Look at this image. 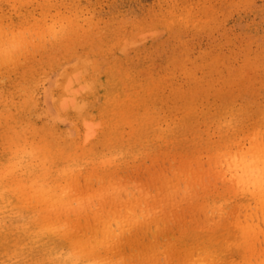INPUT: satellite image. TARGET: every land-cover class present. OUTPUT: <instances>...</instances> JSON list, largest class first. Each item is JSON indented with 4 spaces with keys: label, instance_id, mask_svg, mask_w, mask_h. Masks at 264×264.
<instances>
[{
    "label": "rangeland",
    "instance_id": "rangeland-1",
    "mask_svg": "<svg viewBox=\"0 0 264 264\" xmlns=\"http://www.w3.org/2000/svg\"><path fill=\"white\" fill-rule=\"evenodd\" d=\"M76 53L94 62V68L92 63L90 65V73L97 71V96L92 95L87 85H80L78 77L74 81L77 83L68 87L77 90V96H84L96 104L85 115L52 101V96L56 98L62 94L64 71H69L75 62L71 56ZM110 72L127 75L136 86L145 87L141 102L133 104V108H127L126 102L125 108L119 111L121 119L118 122L122 124L116 126L117 135L109 133L115 126L113 112L110 109L105 113L100 106L114 79L107 77ZM25 90L29 91L34 104L21 109L23 121L31 122L36 128L45 125L64 137L86 143V150L81 155L85 163L75 170L81 168L85 177L79 170L72 179L73 183L78 180L79 184L75 185L78 191L81 190L74 191L81 193L77 198L91 196V208L95 209L98 202L102 199L110 201L116 193L126 197V189L133 192L146 189L149 195H155L157 190L161 192L160 202L150 195L153 199L149 197L150 204L153 202L152 208L157 210L153 213L150 208L152 213L149 212L152 216L160 214V219L154 217L160 220L161 227L158 228L164 230L147 222L142 229H146L144 234H129L130 239L128 234L125 235L127 238L124 236L123 243L126 244L120 245L124 253L122 258L125 254L130 256L132 251L129 249L133 248L129 247L137 244L133 243L137 235L139 240L136 241H142L144 246L140 245L144 248L152 247L156 242L170 244L171 250L175 251H172L173 256L170 251L172 262L170 258L168 261L176 264L174 261L181 259L183 248L191 246L193 235L200 232L201 227L214 225L220 217L230 218V221L226 220L228 224L220 220L233 230L234 226L242 224L239 220L245 223L254 215L253 221L256 217L261 218L255 220L258 229L249 228L252 233L245 234L248 239L244 236L246 239L240 240V246L237 242L224 244L223 259L218 264H264L261 177L253 178L255 174H249L240 165L233 171L222 160L225 153L242 154L237 155L239 161L246 159L242 156L247 157L253 171L264 176V0H0L1 132L5 106L13 100H22ZM126 108L133 110L132 113ZM137 116L145 122L157 118L158 123L151 128L147 123L130 126L128 123L135 122ZM105 157H112L113 162H102ZM60 170L59 176L58 171L55 172L59 183L56 191H60L63 182L64 186L66 184L62 178L64 173L60 180ZM235 171L237 177H234ZM186 175L188 178H184ZM197 176L202 182L197 181ZM69 177L65 178L69 180ZM184 182L192 183L195 189L190 190L191 184L189 191L185 190L183 194ZM101 183L107 184V189L110 185H121L122 190L114 192L112 189L101 195ZM198 183L203 184L202 187ZM64 186L60 193L65 190ZM168 190L171 195L167 194ZM159 192L155 196H161ZM172 198L174 202L170 200ZM260 199L263 202L260 203ZM199 201L205 205L200 206ZM72 205L74 212L70 209L69 214L75 218L80 207ZM109 205L114 209L111 202ZM160 208L164 210L161 212ZM218 208L224 215L220 216ZM86 209L91 210L90 207ZM163 211L166 216L162 215ZM244 213L248 214V219ZM230 214L234 215L231 217ZM83 220L81 218V223ZM230 222L234 223L229 225ZM81 225L83 223L79 222L77 227L84 230L86 225ZM149 226L151 228L147 229ZM190 228H195V232ZM158 230H161L159 237L153 235V231L157 233ZM251 234H254L253 238ZM150 237L157 239L154 244ZM168 239L169 244L166 243Z\"/></svg>",
    "mask_w": 264,
    "mask_h": 264
},
{
    "label": "bare ground",
    "instance_id": "bare-ground-1",
    "mask_svg": "<svg viewBox=\"0 0 264 264\" xmlns=\"http://www.w3.org/2000/svg\"><path fill=\"white\" fill-rule=\"evenodd\" d=\"M28 44H30V42ZM71 57L75 59V62L71 64L69 71L67 70L64 71L65 83H64V86L62 85V88H61V93L64 94V97L61 96L62 94L60 96H56V98L52 96V101H57V105L59 106L65 105L64 108L67 110H78L80 113L84 114L86 113V111H88L89 108H93L96 104H94L92 101L88 100L84 96H77V90L71 89L68 87L70 84H73V83L76 84L77 82H74V81L76 77H78L81 81L80 85H87L86 88L92 91V95L97 96L98 95L97 91L99 90V89L95 90L96 85H97L96 80L98 79L96 77L97 71L96 72L93 71V73H90V70L92 69L90 68V65L92 63V67L94 68V62L89 61L87 57L82 56L77 53L72 55ZM62 76L64 75L62 74ZM110 76H113L114 79L112 83L109 84L110 85L109 91L103 97V102L101 103L100 106L102 109H104L103 110L104 112L110 109H111V113L113 112L112 116L114 118L112 119V122L115 124V126L110 129L109 133H111L112 135L113 134L117 135L116 126L117 124H122L118 122L121 119V114L119 113V111L122 110V108H125L124 105L126 102H127L126 104L127 108H133L134 106L133 104H135L136 102L137 103L141 102L142 96L145 95L144 93H142L145 87L136 86L132 81L129 80V77L127 75L114 74L113 72H110L107 74V77H110ZM28 77H29V74L27 75L26 80L28 79ZM87 77H89V79H87ZM66 81H67V85H66ZM33 104H34V101H33L32 96L29 94L28 90H25L24 94L22 95V100H20V98L17 101L13 100L11 101V103H9L8 106L7 105L5 106L6 114L4 115V118H5L4 128L2 132L0 129V146H1L0 147V264H172L171 258L169 257L171 255L170 251L172 253L171 256H173V252L175 250L174 251L173 249L171 250V247L169 244L171 242L169 239H168V242L165 241L169 245H166L165 243H163L164 242L163 239L166 237L162 238L163 242H156L157 245L154 242L156 238H154L153 240L150 237V239H152V241L150 242H152L153 244L155 243V244L152 247H148L149 246L148 244H152L148 242L147 244L148 246L144 248L143 247L144 245L141 243L142 241L141 242L136 241V239H138L136 238L137 235L134 236L135 241L133 240V243L135 242L137 244H134L133 246L129 248H133L135 250L129 249V251L131 250L132 252L130 251L131 252V254L129 253L130 256H127L128 254H125L128 257L126 259H124L126 257L125 255H124L125 257L123 256L122 258V255L124 253L121 252L122 247L120 246L124 242L123 238L125 235L127 234L131 235L132 233L136 234V232L140 233L139 235L144 234V230L146 231V229L144 230L142 229L147 226L146 225L147 222H151L157 228L160 226L159 224L160 214L159 216L158 214H154V216H157V218L159 217V219L151 215L152 211H150L149 209L153 207L152 206L153 202L150 204L151 201H149V199L150 198L152 199V197L157 198L160 202L159 197L160 198L162 197L161 192L157 190V192L161 194V196L158 195L157 197L155 196L157 193L156 189H154L156 193L155 195L150 194L152 195V197H150V195L148 194L149 192L147 193L146 189L143 187L142 188L145 189V191L142 190L139 192L138 191L133 192V190L126 189L125 190V192L127 193L126 197H124L121 193H116L115 194L116 196H111L110 199L112 200L109 201V200L102 199V201L97 203L98 206L95 209H92L91 206H93V203L91 200H89L92 197L84 196V199L77 198L81 194V193L77 194V192L74 193V191H78L79 189L76 186L78 183L77 182L78 180H76L75 183L72 182V179L75 176V174L81 169L80 168L76 172L75 171L77 170L76 168L83 165L82 163H85V162H82L83 159L81 155L86 150L84 146L86 145V143L84 142L82 143L81 141L75 138L64 137L63 134L59 133L56 129H53V128L50 129L48 127H45V125H41L39 128H36L35 126L31 124V122L26 121V120L23 121L20 118L21 109L24 106L29 107ZM128 111L132 113L133 110H128ZM141 119L142 118L140 116H137L135 118L136 120L135 122H130L128 124L131 126L134 124L143 125L144 123H147L148 127L151 128L157 125L158 123L157 118H151L147 120L146 122L141 121ZM237 155L241 156L242 154L225 153V154H222V160L225 163L229 164V166L231 167V170L233 171L237 169V165H240L243 169H247L246 171H248L249 174L251 175L255 174L253 178L257 179V177L258 178L261 177V182H262L261 184L263 185V187L262 185H260V181H257V180L256 181L259 183V186H261L263 189L262 190L260 188L261 190L260 189L259 190L261 191V198L264 200V176L257 173L259 171H255V172L253 171V169L251 168V164L248 161L247 157L242 156L246 159L239 161V158L237 157ZM83 158L85 159V157ZM112 159H113L112 157L111 159L105 157V159H102V162L104 163L109 162ZM109 165H111V162ZM185 169H180V170L182 171ZM58 170L61 171L60 178H61V174L63 173L65 174V177L70 176L69 180H67V178L64 177V174L62 175L63 176L62 178H64L63 180H66L65 186H64V182L63 184L62 182L60 183L65 188L63 193L62 192L60 193L62 185H61L60 191L58 190L56 191L57 185L59 186V183L57 182L58 181L57 177L59 176ZM57 171H58V176H56L57 174H55V172ZM188 171L190 172V170ZM236 173L237 172L235 171L234 177H237ZM79 174H82V171L81 173L79 172ZM83 174L82 176H84ZM99 175L101 176V174ZM191 176H192V173H191ZM200 177H203V175H201ZM62 178L60 180H62ZM100 178L101 177H99V179ZM184 178H188V176L187 177L184 176ZM94 179H97V177H95ZM164 179L165 178L163 177V180ZM196 179L198 182H202L200 179H199L200 181L198 180V176ZM249 179L246 181H249ZM103 180L101 179L102 182ZM185 180L187 181L188 179H185ZM192 180L194 181V179ZM242 180L243 179H241V181ZM251 180L252 178L250 179V181ZM167 181H169V179H167ZM167 181H164L165 184ZM236 181H237V178H236ZM159 183L161 184V182ZM184 183L185 184L182 185L184 187L181 188L184 191V193L182 192L183 194H185V190L186 192L189 191V186L192 184L188 182L187 184L186 182ZM81 184L82 183H80L79 186H81ZM101 185L103 186V187L102 186L100 187L101 195L112 189L114 190V192L122 190L121 185H115L113 187L110 185V188L108 189H107V184L106 186H104V184L101 183ZM172 185H174V183ZM202 185L200 186L202 187ZM75 186L77 187V189ZM163 186L165 188L164 183H163ZM191 186H192V189L190 188V190H194L195 186L194 188H193V184ZM256 186H257L256 189H258L259 186L258 185ZM82 187L83 186H81V188ZM167 187H170V186L167 185ZM174 187L172 188L173 190H175ZM235 187L237 188V185ZM66 188H68L69 190L66 191ZM73 188L75 190H73ZM80 191L81 190H79L78 192ZM71 192L74 194L70 195L72 194ZM168 193H170V191L167 192V194ZM192 193L194 195L196 194L194 192ZM197 194L196 196H198ZM168 195H171V194H168ZM173 195L175 196V193ZM173 195L172 197H174ZM202 196L201 198H204ZM192 197L195 198V196H192ZM184 198H183V201H184ZM189 199H192V198L190 197ZM262 199L259 200L260 203L263 202ZM166 200H167V196H166ZM170 200L173 201V198ZM186 200H187V197H186ZM180 201H181V198H180ZM110 202L112 203V205H114V209H111L112 207L111 205H109ZM167 202L165 203L168 204ZM204 202H202L203 203L202 204L199 201V203H201L200 206L202 205L204 206L205 205ZM72 203H74L75 208L78 207L79 209L80 207V209L78 210L80 211V213L79 212L75 213V214H78L75 218H73V216L69 214V212H71L69 210L73 206ZM263 204L264 203H262L261 205ZM194 205L195 204H193V206ZM173 206L174 205H172L171 207ZM87 207H90L91 210H87L86 209ZM220 207H222V205ZM152 209H153V213H156L155 211L157 209L156 210L154 208ZM162 209L160 210L161 212H162ZM259 210L260 208L258 207L257 212ZM222 211L223 210H221V212ZM233 212L234 211L231 210V213ZM236 212L238 211H236L235 209V213ZM243 212H247V211H243ZM157 213H160V212H157ZM250 213L252 214V210L250 211ZM163 214L165 215V212L162 213V215ZM219 214H220V210H219ZM222 214H220V216H222ZM171 215H175L177 217L179 214L177 215L171 214ZM171 215H168V216H171ZM244 215L247 218L248 214L246 215L244 213ZM250 216L251 215H249V217ZM253 216H251L249 220L246 221L247 223L246 222L244 223L243 221H240L238 219L239 221L238 220L237 221L242 224L238 226L236 224L237 227L235 228L234 226L233 230H230L224 225L226 223V220L230 221V218L224 220V219H221L220 217L217 223L215 222L214 225L212 223V226H210L211 224H209V226H206V228L205 226L201 227L202 228L200 229L201 231L200 232L197 231L193 235L192 240L194 241L191 244V246H188V248L187 246L183 248L184 249V250L182 249L183 252L180 249V252L183 253L181 256H179L181 259L179 260L177 259L178 262L177 261H174V262L176 264H218V261L221 258L223 259V257L221 256L223 254L222 248L224 244L228 246V245H232L234 242H237V244L240 246L239 244L240 240L244 241L242 239L247 237L245 236V234L247 235V233L251 231L249 230V228L252 230L258 229L259 224L256 223L255 220L256 219L258 220L259 218L256 217L254 218L255 220L253 221ZM151 217H154V218L151 219ZM184 217L183 219H185ZM81 218L84 219L82 222L83 225L84 226L86 225L85 226L86 228L83 227L84 230L79 229L77 227V224H79V222L80 224H82ZM181 218H182V215H181ZM223 218L225 217L223 216ZM183 219L181 222L184 223L185 221H183ZM220 219L223 220L222 222H224V224L221 223ZM263 219L264 218L262 217V220ZM171 220H173V218ZM177 221L178 220H176V222ZM204 222L205 221H203V223ZM232 223L230 222L229 225ZM226 224H228V221ZM256 224H258V226ZM150 228L151 227L149 226V228L147 229H150ZM157 228H154V230ZM158 229H162V228H158ZM147 231L151 232L152 230H147ZM155 231H153L154 232L153 235L158 234V237H159L161 235V232H160L161 230H158L160 233H158V231L156 233ZM185 232L188 233L187 231ZM256 233L258 234V232ZM145 234H147V232H145ZM130 235L128 237L129 239L131 238ZM153 235L152 237L157 236V235L155 236ZM162 235L164 236L165 234H162ZM253 235H252V238H253ZM130 241L131 240L127 242H130ZM140 244L143 246H141ZM183 246L184 245L180 247H183ZM213 246H216V247H213ZM241 249H243V247ZM224 251H226V249ZM169 258L171 262L168 261ZM225 260L227 261L228 259L226 258Z\"/></svg>",
    "mask_w": 264,
    "mask_h": 264
}]
</instances>
